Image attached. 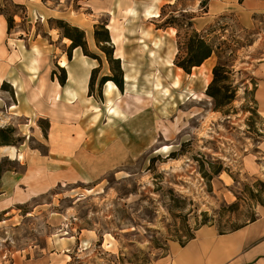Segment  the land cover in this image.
Instances as JSON below:
<instances>
[{
  "label": "rangeland",
  "instance_id": "1",
  "mask_svg": "<svg viewBox=\"0 0 264 264\" xmlns=\"http://www.w3.org/2000/svg\"><path fill=\"white\" fill-rule=\"evenodd\" d=\"M210 1L159 7L147 22L166 32L126 40L123 62L118 58L122 74L114 51L108 58L97 43H86L90 56L81 52L96 69L91 92L89 77L88 97L73 98L76 121L65 131L71 135L55 147L50 116L61 117L63 106L28 109L26 98L41 78L40 41L49 55L47 82L63 76L62 59L68 74L71 41L57 19L44 21L24 4L0 0V129H12L7 141L0 139L10 143L0 146V264H161L173 244L200 226L227 233L264 209V116L257 96L264 82V10L250 9L248 0H214L221 5L210 13ZM192 31L234 51L225 60L235 96L222 110L205 94L215 54L189 74L174 65L178 42ZM17 43L39 66L26 86L15 87L5 72ZM120 75L123 87L110 95L118 114L109 116L107 81L100 80ZM171 76L181 79L180 88L166 97L157 83L170 87Z\"/></svg>",
  "mask_w": 264,
  "mask_h": 264
},
{
  "label": "crops",
  "instance_id": "2",
  "mask_svg": "<svg viewBox=\"0 0 264 264\" xmlns=\"http://www.w3.org/2000/svg\"><path fill=\"white\" fill-rule=\"evenodd\" d=\"M11 1L13 3L24 4L29 15L32 11L33 14L42 16L44 21L47 19H63L69 24L77 26L84 31L86 43L89 47H96L94 25L100 21L105 22V27L109 32L110 42L113 44L114 56L122 61L125 53L124 47L126 40L140 39L142 38V32L146 35L149 34L150 37H157L159 31L166 32L153 27L152 22H147V20L157 17L146 16L145 10L156 11L158 14L159 7L165 3H173L175 0ZM246 3L250 9L256 8L264 10V0H248ZM213 4V9H215L218 5H221V2L211 0L209 5L210 13ZM104 19L105 21H102ZM27 35L30 34L28 33ZM64 44L68 45V43ZM15 46H17L18 52L11 54L10 61H13V65L6 66L5 72L9 82L15 81L10 84H15V87L17 85L22 86V84L26 86V77L35 72L40 65V77L42 79L38 78L36 90L28 94L26 107L29 109L31 108V104L37 105L40 108L39 110L42 111L41 104L44 103L46 107L52 109L56 108L61 111L62 107L60 106L64 108L61 117H58V115L54 117L50 116V125L53 126V129L58 135V137L52 138L54 146L56 147L58 138H64L66 140L68 135H71V132L65 133V131L69 130L70 125L76 121V115L70 109L75 102L73 98L77 94L78 98L84 94L87 96L89 73L90 69L94 68L95 63H93L92 59H87L82 54L80 47L74 48V58L70 62V65L68 62V74L66 75L65 83L61 85L58 79H53L49 82L46 81L47 73L50 70L47 63L49 58L46 57H49V55L45 54L46 48H44V44L41 41L40 53H42V56H38L40 59L39 65L36 61L33 64L31 63L32 59L36 60V55H22L19 43ZM18 55H20V58L16 60L15 58ZM77 56H81V62L77 60L74 62ZM24 59L28 60L23 65ZM17 62H22V64L18 65ZM16 64L19 70H16ZM23 66H26V69ZM31 66H34V70L30 69ZM57 93L59 97L53 104L51 97ZM17 94L23 96L22 91H17ZM257 96L260 100L262 115L264 116V82L258 89ZM52 109L48 111L55 113ZM29 156L30 154H27L26 157L28 158ZM31 158L35 160L34 155H31ZM68 161L69 165L73 166L70 157ZM170 250L169 256L165 257L161 264H264V209L258 212L255 220L247 222L238 229L231 230L227 233H218L212 226H200L195 230L194 238L183 246L173 244Z\"/></svg>",
  "mask_w": 264,
  "mask_h": 264
},
{
  "label": "trees",
  "instance_id": "3",
  "mask_svg": "<svg viewBox=\"0 0 264 264\" xmlns=\"http://www.w3.org/2000/svg\"><path fill=\"white\" fill-rule=\"evenodd\" d=\"M57 21L62 27V35L69 41H71L68 48L70 52L74 48L80 47L84 55L90 56L86 45L84 31L77 26H73L67 22H63V20L57 19ZM176 36L180 40L179 33H176ZM94 39L99 48L105 53L108 58H110L113 55V47L110 44L108 29L104 24L101 23L94 26ZM178 43L179 48L174 60V65H176L178 68H181L188 74L191 72V69L193 67H199L206 59L211 57L213 54L216 55L217 62L212 68V79L205 89V94L211 98L213 108L215 110H222L226 106L230 105L235 96V89L232 87V80L230 79V69L228 68V63L230 61L225 60V56H232L234 51L230 48H227L226 46H217L213 42L208 41V39H206L204 35L197 31H192V33L185 35L183 39H181ZM112 61L117 64L118 69L122 74L119 59L112 57ZM95 70L96 69H93L90 74V92L93 85V73L95 72ZM61 71L63 72V76L58 77V79L60 84L63 85L66 76L63 68H61ZM109 80L113 81L120 90L122 89L123 81L121 75L118 77L103 76L100 80V84ZM11 132L12 129L9 127L1 128L0 139L3 141H7ZM7 144L10 143L0 142V146ZM1 172H4V169H2V167L0 166V173ZM253 220H255V218H251L249 222ZM241 226L235 227L232 230L238 229ZM192 238H194V234H190L180 245H185Z\"/></svg>",
  "mask_w": 264,
  "mask_h": 264
},
{
  "label": "bare ground",
  "instance_id": "4",
  "mask_svg": "<svg viewBox=\"0 0 264 264\" xmlns=\"http://www.w3.org/2000/svg\"><path fill=\"white\" fill-rule=\"evenodd\" d=\"M145 14L148 17H158L159 16L156 11H150L149 9H146L145 10ZM65 41H69V40L68 39H65ZM35 61L36 60L32 59L31 60V63L33 64V62H35ZM59 64L62 67H66V65H67L65 59H62L59 62ZM33 67L34 66H31L30 69L31 70H34ZM195 68H197V67H193L192 70L195 69ZM178 69L182 70L181 68H178ZM131 80H133V79H132V77L129 74V69H127L126 70V73L124 74V81L126 83H129ZM169 80H170V87L169 86L164 87V86L161 85L160 82L157 83L159 85V87H157L158 91L162 95H164L166 97H168V96L171 95V89H179L180 88V80L181 79L179 77H177V76H171V79H169ZM207 81H209V75H207V77L204 78V82H207ZM114 91H117L116 85L112 81H110V80L107 81V83L105 84L104 95H106V97H107V103L110 105L109 108H108L109 116H115V115L118 114L117 113L118 112L117 109L113 107V102H112V99H111V96H110L111 93L114 92ZM193 95L195 96L194 98H196V99H199L200 98V96H198L196 94H193ZM58 97H59V94L58 93L57 94H54L51 97L53 104L57 101ZM10 148L12 149V147H10ZM10 154L13 155V152H11ZM21 157H22V154H17L15 158H21Z\"/></svg>",
  "mask_w": 264,
  "mask_h": 264
}]
</instances>
